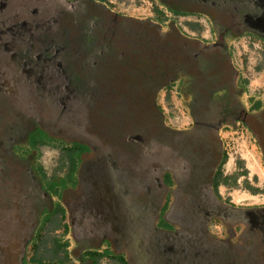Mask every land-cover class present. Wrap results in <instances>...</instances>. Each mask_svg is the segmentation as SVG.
Instances as JSON below:
<instances>
[{"label": "flooded vegetation", "instance_id": "1", "mask_svg": "<svg viewBox=\"0 0 264 264\" xmlns=\"http://www.w3.org/2000/svg\"><path fill=\"white\" fill-rule=\"evenodd\" d=\"M69 1L97 7L98 11L89 12L85 6L80 15L96 21V26L82 22L73 36L71 26L66 25L68 17L62 30L47 29L44 22L32 19L13 28L16 32L10 44L0 40L5 44L0 48V199L6 201L7 196L14 203L26 191L32 198L27 208L15 202L23 223L11 239L17 258L23 259L25 248L29 252L34 247L35 237L43 232L45 212L50 216L63 203L69 204L66 192L79 187L80 181L60 190L61 203L56 208L30 164L33 152L23 157L13 146L19 140L50 139L52 134L71 138L77 128L89 131L91 137L74 139L75 155L83 161L94 151L112 157L132 185L131 206L137 211L147 207L144 209L153 212L148 214L157 219L159 227L165 228L157 216L164 205H168L164 216L173 221L177 220L173 218L175 209L181 206L182 218L187 213L200 225L195 232L198 236L210 226L208 222L219 218L231 237L214 238L231 250L235 264H264V216L259 217L255 206H239L223 198L220 188L225 180L215 183L223 166L219 135L225 125L246 124L264 158V100L250 106L241 102L245 88L239 83L241 74L230 50L231 42L237 40L264 43V0H153L157 16L165 10L185 16V33L173 20L165 26L164 21L139 19L105 8L101 0ZM183 77L185 110L173 107L165 114L156 95L177 90V81ZM19 89L23 90L22 101L32 108L18 105L13 93ZM68 91L74 93L72 102ZM47 102L54 106L48 108ZM78 107L86 109L80 114L85 118L79 119L77 112L72 118V110ZM44 110L47 116H40ZM56 112L70 119L66 128L59 126L63 129L59 132L44 119ZM82 147L86 149L80 152ZM9 192L11 196L6 195ZM117 193L118 208L124 207L127 194L119 188ZM0 207L3 212V204ZM236 207L249 208V225L236 224L243 214ZM259 212L264 214V209ZM241 226L239 233L233 231ZM117 232L124 230L117 228ZM106 234L110 239L118 235ZM103 240L100 250H110L112 241ZM79 243L76 247L93 257L95 241L87 237ZM21 262L37 264L28 256Z\"/></svg>", "mask_w": 264, "mask_h": 264}, {"label": "rangeland", "instance_id": "2", "mask_svg": "<svg viewBox=\"0 0 264 264\" xmlns=\"http://www.w3.org/2000/svg\"><path fill=\"white\" fill-rule=\"evenodd\" d=\"M101 2L104 3L105 8L110 7L139 19L151 18V20L158 22L164 21L165 26H167V22L173 20L177 27L185 33V16L180 17L171 11L165 10V12L160 13L161 16L159 17L155 13V8L157 7L153 0H101ZM85 6H87L86 8L89 12L99 10L94 5L84 1L0 0V40L9 41L10 44L13 40V34L16 32H14L13 28L16 25L21 26L23 22L31 21L32 19L44 22L47 29H54L55 27L62 30L63 22L67 17L68 24L66 25L68 27L71 26L72 35L77 36L76 27H80L83 24L82 22H87L89 25L90 21L92 27L96 26V21L89 20L88 17H80ZM208 25V23H205L206 28H208ZM19 29L22 30L21 27ZM163 29L166 30V27ZM11 34L12 37H10ZM88 39L89 44L94 43L90 38H85V41ZM13 42H17V40ZM0 45H2L0 48L5 46V44ZM230 50L233 54L234 63L241 74L239 83L245 88L243 97H240L241 102L250 106L253 103L255 104V102L258 103L261 98L264 100V43H249L244 40H237L236 42H231ZM9 70L10 67L5 70L8 75L10 73ZM177 83L179 85L177 90H167L156 95L158 104L165 107L163 109L165 114L172 112L173 107H178L181 111L185 110V78L179 79ZM22 92L23 90L19 89L13 93V96L17 97L16 102L21 107L28 108L29 106V108H32V104H27V100V102L22 101L24 98L21 94ZM67 93H69V102H72L74 93H78V90L75 89L74 93L72 91ZM79 99L83 98L79 96ZM46 104L48 108L54 106L49 102ZM60 106L64 110L66 109L64 108V103H61ZM21 107H19L20 110L23 109ZM85 111L86 109L83 108L81 110L79 107L76 111L73 109L72 118L76 112L79 119L85 118L80 115ZM45 112L46 110L39 115H46ZM51 115L50 118L44 117V119L52 123L50 126L56 132L63 130L59 126L66 128V123L70 124V119H67L62 113L57 114L56 112L53 117ZM77 132L78 136H76ZM74 133L71 138L52 134L53 138L50 139H36L30 142L19 140L13 146L14 151L16 150L23 157H26L29 152H33L30 164L34 173L39 176L41 185L45 186L50 193L51 200L56 202V208L61 203L59 192L64 185H61V188H55L52 183L65 179L67 181L66 185L71 188L75 185L77 186L78 181H80L79 187L73 191L66 192L67 203L69 204L63 203L57 213L54 212L52 215L47 216L48 213L45 212V218L42 216L45 220L43 232L40 237H35V245L31 249L28 248L29 252L25 248L24 258L25 256H28V259L38 258L43 261V264H93L90 259L92 256L89 253H83L81 247H76L80 246L79 242L82 239L89 237L96 243L92 247L96 248V251L91 254L95 264H125L119 256H124L131 264H139L137 260L134 261V258L132 259L134 249L132 250L128 243H132L133 236H137L138 239L152 244V248L149 249L157 250L159 248L156 247L159 242L158 233L153 231L149 223H145V227L141 223L150 219L149 222L152 221L155 224L157 219L152 218L148 212H145L148 209L144 208L147 207L144 206L137 211L134 206H131L129 199L132 196V185L125 180L126 174L122 172V169L120 171L117 169V162L112 157H107L104 153L94 151L93 154L86 155L83 161L80 156L75 155L74 147L76 144L74 139H88L91 137V133L87 130L80 132L77 128ZM219 137L221 150L226 158L222 166L225 184L220 188L221 196L232 200L239 206H255L259 217L264 216V214L259 212L264 209V158L259 141L248 126L242 122L225 125L220 131ZM97 144L99 143L97 142ZM117 188L127 194L126 200L122 202L125 203L124 207L120 206L118 208L119 193H117ZM132 194L136 193L133 191ZM6 195L11 196V192ZM133 199H136L135 195ZM15 202H20L24 208L30 206L32 203L30 191L21 192L19 196L14 198V203L12 200L9 201L7 196L6 201L3 198L0 199V205L3 204V212H0V264H22L21 261H24V258H17L13 251L15 244L11 240L13 233L17 232L18 228L22 229L23 224L22 215ZM13 204L15 205L11 207ZM259 206L263 208H258ZM25 211L28 212V209ZM183 211V208L178 206L174 211L173 218L178 220L183 217L181 213ZM128 215L131 216L130 218L134 220L135 226H137L132 229L128 224L129 227H126L127 229L130 228L129 231L132 229L130 231L131 237H126L124 233L120 234L117 232V228L126 229L123 224L124 222L126 223ZM255 217L257 218L258 216L255 215ZM185 220H191L187 213L185 214ZM208 224L210 226L207 225L206 231L211 237H231L227 226L219 218L212 219ZM175 228L178 231L183 230V228H178L177 225ZM241 228L242 226L233 231L235 233L238 231L239 233ZM106 231L110 233L116 232L118 234L116 235L117 238L110 239ZM179 235L180 233L172 237L174 242L163 240L168 242L169 250L177 252L176 257H185L186 254H189L190 260L193 261L195 257L190 255L193 250L208 249V239L196 242L195 240L188 241V238L185 239L184 248L180 242H177ZM103 239L112 241V248H110V253L108 254L100 250ZM212 246L214 247L213 244ZM208 251V255H211L212 251L209 249ZM143 262L142 264L153 263L147 257H145Z\"/></svg>", "mask_w": 264, "mask_h": 264}, {"label": "trees", "instance_id": "3", "mask_svg": "<svg viewBox=\"0 0 264 264\" xmlns=\"http://www.w3.org/2000/svg\"><path fill=\"white\" fill-rule=\"evenodd\" d=\"M81 147V146H80ZM83 149H86L85 147H82V150L80 152L83 151ZM80 156V155H78ZM226 161L225 155L223 156V160H222V165L224 164V162ZM225 180V176L223 174L222 171H219L216 175L215 178V183L216 186L218 184H220L222 181ZM54 182V181H53ZM67 181L65 179H62L59 182H54L52 183L53 186H55V188H61V185H64L62 188L65 187ZM135 206L138 204V202H134ZM141 205V204H140ZM168 205H164V207H162V211H161V206H160V212L158 214L160 223L162 226H164L165 228H161L157 225V221L154 224V222L149 220L146 222H141L142 225L145 227V223H149L151 228L153 229L154 232L158 233V239L159 242L157 244L156 247H159L157 250H151L149 248H152V244H148L149 242L142 240V239H138L137 236H133L132 238V243H128V246L132 247V250L134 249L133 253L134 256H132V259L134 258V261H138L139 264L144 263V259L145 257H147V259H150L153 261V263H148V264H235V259L233 257V254L231 253V250L225 246L220 244L219 242H217V240L214 237H211L210 235H208V231L205 230H201V232L203 233H199L202 234L200 236L195 235L196 231L199 230L197 225V221H193V219L191 220H185V218H180L176 221L170 220L169 217L164 216L166 209H167ZM237 208V207H236ZM176 210V209H175ZM236 210H238V212L243 213L241 215V220H238V223H242V224H248L250 222V217L247 214L249 211V208H237ZM174 211V209H173ZM147 212H151L149 209L147 210ZM164 216V217H163ZM131 216H127V220L126 223L124 222V226L125 228L128 226V224L133 228H136L137 226H135L134 220L132 218H130ZM200 223V222H199ZM176 224L178 225L180 228H183V230H172V225ZM129 227V226H128ZM130 228H126L124 229V235L126 237H131L130 234ZM129 231V232H128ZM178 237V241L180 242L181 245H183V247L185 248V239H189L190 240H195L196 242H202V241H206V239L209 240V245L207 246L209 250L212 251L211 255L209 254L208 249H195L193 250L190 255H193L195 257V259L193 261L190 260L189 254H186L185 257L183 256H177L176 257V253L177 252H173L171 250H169V245H167L168 242L163 241V240H167V241H173L172 239L173 236H176V234H179ZM187 231V232H185ZM198 234V233H197ZM205 234V235H203ZM191 238V239H190ZM198 238V239H196ZM162 241V242H161ZM222 241H229L227 239H222ZM186 243H188L186 241ZM192 244H194L193 242H191ZM212 244L214 245V247L212 246ZM188 250V249H187ZM104 253H110L109 249L107 251H105ZM224 253V255H223ZM92 254V253H91ZM100 255V254H99ZM158 257V258H156ZM119 258L122 260L123 263L125 264H131L130 261H127L126 258L124 256H119ZM131 260V259H130ZM34 262H37L38 264H43V261L38 259V258H33Z\"/></svg>", "mask_w": 264, "mask_h": 264}]
</instances>
